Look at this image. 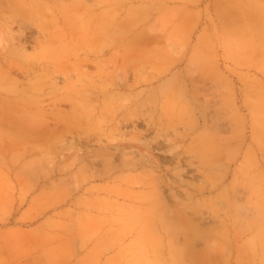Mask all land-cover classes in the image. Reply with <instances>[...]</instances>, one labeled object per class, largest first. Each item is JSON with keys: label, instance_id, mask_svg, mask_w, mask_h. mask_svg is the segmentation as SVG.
<instances>
[{"label": "rangeland", "instance_id": "374dc122", "mask_svg": "<svg viewBox=\"0 0 264 264\" xmlns=\"http://www.w3.org/2000/svg\"><path fill=\"white\" fill-rule=\"evenodd\" d=\"M245 205L264 210V0L0 4V264H264Z\"/></svg>", "mask_w": 264, "mask_h": 264}, {"label": "bare ground", "instance_id": "6f19581e", "mask_svg": "<svg viewBox=\"0 0 264 264\" xmlns=\"http://www.w3.org/2000/svg\"><path fill=\"white\" fill-rule=\"evenodd\" d=\"M7 3V2H11V0H0V4H3V3ZM216 102V101H215ZM208 105L210 107H212L213 105H211L210 102H208ZM211 111L214 113V115L217 114V111L216 109L213 107L211 109ZM90 139V138H89ZM157 148L158 149H163V145L162 143L159 141L157 142ZM100 150H104V151H109V145H104L102 147H100ZM86 158H84L83 160H85ZM91 162V161H89ZM145 162V158H139L137 160H132L130 162V164H132L133 166H129V172H133L134 170L137 169V166L138 164H144L147 166H150L151 168V174L155 172V170L157 169V165H155V161L151 158V157H148L146 159V162ZM189 166V165H188ZM191 167H189L188 169H190ZM115 167L114 166H110L107 170L105 171H99V170H94V171H91L89 173H87L86 175H84L82 177V184L80 185L79 189H82L84 190V193H92L96 190H100L102 187H85L83 186V184L85 183H91L92 181L96 180L98 177H105V178H112V177H115L113 176L114 174V171H115ZM151 174H147V175H144L143 177L139 178V177H132L131 174L129 173L128 174V177L126 178V181L128 182V184L130 183H138L140 184L141 187H147L148 185H151L154 183V178H155V175H151ZM106 191H108L109 194H113V193H116V191L114 190H108L107 188H104ZM157 189V188H156ZM205 188H202L200 187V190H204ZM158 190V189H157ZM120 208V209H118ZM243 208V211L242 213L245 215V217H250L252 216L251 218H253L254 222H253V225H257L261 230V229H264V225L262 223V218H259L257 219L256 215L258 216H261L264 214V210L263 209H259V208H255L254 210H251L250 207H248V205H245V206H242ZM109 211L112 212V213H121L120 215H124V217H119L118 220H112L113 222H122L123 225L125 224V227L126 226H129L130 222L127 221V219H130V220H133L136 218H139L141 216V213H140V210L139 209H133V208H123V207H117L116 205L112 204L108 207ZM253 214V215H252ZM256 214V215H255ZM124 219V220H123ZM259 234H257L258 236ZM263 239H264V236H263ZM138 240H140L138 238ZM250 244L251 246L253 247H256V241H255V237H252L250 238ZM264 242V241H262ZM262 247H263V250H264V243H262ZM262 254L264 255V251L262 252ZM262 262L264 263V260H262Z\"/></svg>", "mask_w": 264, "mask_h": 264}]
</instances>
